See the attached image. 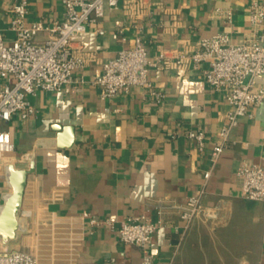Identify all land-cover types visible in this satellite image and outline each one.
Masks as SVG:
<instances>
[{
    "label": "crops",
    "instance_id": "obj_1",
    "mask_svg": "<svg viewBox=\"0 0 264 264\" xmlns=\"http://www.w3.org/2000/svg\"><path fill=\"white\" fill-rule=\"evenodd\" d=\"M15 1L0 0L6 44L14 37L9 26ZM249 15L250 0H125L105 10L103 35L90 30L75 37L72 50L84 66L75 71L74 83L29 97L35 113L27 121L13 115L0 123L15 147L0 166V209L11 193L8 167L34 169L17 237L5 248L33 254L39 264H141L140 249L119 241L120 222L141 215L155 221L156 201L182 204L204 189L203 206L221 205L222 219H196L184 233V222L166 215L148 246L154 264H264V203L245 200L236 177L244 162L264 167V103L251 109L252 118L239 120L234 143L211 169L214 135L229 107L200 70L150 71L152 89L164 96L159 103L140 87L101 100L93 84L103 65L137 35L153 60L162 51H190L219 33L240 42L252 33ZM62 18L63 0H28V22ZM46 38L42 32L35 42ZM255 83L264 86V77ZM64 130L73 134L71 148L59 146ZM188 131L205 134L202 152ZM83 213L109 219L113 228H93Z\"/></svg>",
    "mask_w": 264,
    "mask_h": 264
},
{
    "label": "built area",
    "instance_id": "obj_2",
    "mask_svg": "<svg viewBox=\"0 0 264 264\" xmlns=\"http://www.w3.org/2000/svg\"><path fill=\"white\" fill-rule=\"evenodd\" d=\"M120 1L125 0H63L62 20L49 24L28 22V0L15 1L9 26L14 35L11 43H5L0 30V123L8 122L13 115L22 122L27 121L35 113L29 97L39 91H59L74 83L75 71L84 66L83 58L72 50L74 38L90 30L103 35L100 25L105 10L117 9ZM249 23L252 33L240 42L234 43L228 34L219 33L200 39L190 51H162L153 60L148 59L144 42L137 35L129 49L118 51L103 65L101 75L93 82L99 90V98L111 100L127 94L133 87H140L159 103L164 96L152 89L148 79L150 71L168 67L200 70L206 83L223 95L229 107L209 153L212 169L226 146L234 143L231 134L239 120L252 118L251 109L264 103V86L255 83L258 77H264V0H250ZM42 32L47 38L36 43L35 38ZM202 64L207 68L202 69ZM187 137L195 142L199 151L204 150L206 136L203 132L188 131ZM14 150L9 133L0 129V166L3 158ZM209 175L210 171L205 173L206 180ZM236 177L245 200L264 203V167L244 162L237 168ZM204 194L201 189L182 204L156 201L155 221L145 215L128 217L116 228L119 241L140 249L141 264H154L148 246L152 235L164 226L166 215H175L183 221L184 233L196 219H222L223 207L203 206ZM82 217L93 228H113L109 219H96L89 213H83ZM0 264H39V260L28 252L6 249L0 241Z\"/></svg>",
    "mask_w": 264,
    "mask_h": 264
},
{
    "label": "water",
    "instance_id": "obj_3",
    "mask_svg": "<svg viewBox=\"0 0 264 264\" xmlns=\"http://www.w3.org/2000/svg\"><path fill=\"white\" fill-rule=\"evenodd\" d=\"M67 134V130L63 131ZM62 141L61 148H71L73 145V134L59 137ZM33 167L29 170H19L14 166L8 167V183L11 189L0 211V241L3 245L14 241L19 229L18 213L21 209L28 175L33 173Z\"/></svg>",
    "mask_w": 264,
    "mask_h": 264
}]
</instances>
